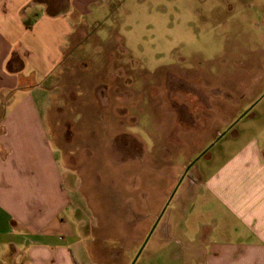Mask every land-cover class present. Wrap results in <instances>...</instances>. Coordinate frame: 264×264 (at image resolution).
<instances>
[{
  "label": "rangeland",
  "instance_id": "1",
  "mask_svg": "<svg viewBox=\"0 0 264 264\" xmlns=\"http://www.w3.org/2000/svg\"><path fill=\"white\" fill-rule=\"evenodd\" d=\"M100 22L60 64L50 146L93 263L133 264L145 245L135 264H165L185 256L174 228L192 178L264 132L263 97L218 139L264 95V0H123Z\"/></svg>",
  "mask_w": 264,
  "mask_h": 264
},
{
  "label": "crops",
  "instance_id": "2",
  "mask_svg": "<svg viewBox=\"0 0 264 264\" xmlns=\"http://www.w3.org/2000/svg\"><path fill=\"white\" fill-rule=\"evenodd\" d=\"M122 2L0 0V264H94L46 118L73 39ZM191 185L174 228L185 256L165 264H264V132L227 140Z\"/></svg>",
  "mask_w": 264,
  "mask_h": 264
},
{
  "label": "water",
  "instance_id": "3",
  "mask_svg": "<svg viewBox=\"0 0 264 264\" xmlns=\"http://www.w3.org/2000/svg\"><path fill=\"white\" fill-rule=\"evenodd\" d=\"M264 97V95L263 96H261L248 110H246L241 116H240V118L234 123V124H232V126L230 127V128H228L224 133H222L219 137H218V139H220V138H222L223 136H225V134L229 131V130H231L247 113H249L252 109H253V107L262 99ZM218 140H216L205 152H207L208 150H210L211 149V147L217 142ZM205 152H203L201 155H200V157H198L194 162H192V163H190L189 164V166L186 168V170H185V173H184V175L182 176V178H181V180L185 177V175L188 173V171L190 170V168L195 164V162L198 160V159H200L201 158V156L205 153ZM166 206H168V205H166ZM145 246V245H144ZM144 246L142 247V249L144 248ZM142 249L140 250V252H139V254L137 255V257H136V259L134 260V262H133V264H135V262H136V260L138 259V257H139V255H140V253H141V251H142Z\"/></svg>",
  "mask_w": 264,
  "mask_h": 264
}]
</instances>
